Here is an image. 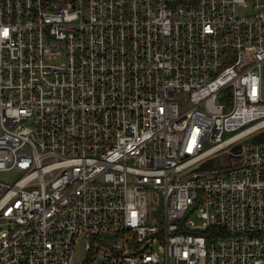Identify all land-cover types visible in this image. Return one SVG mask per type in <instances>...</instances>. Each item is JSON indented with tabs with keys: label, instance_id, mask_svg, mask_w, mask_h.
I'll list each match as a JSON object with an SVG mask.
<instances>
[{
	"label": "built area",
	"instance_id": "built-area-1",
	"mask_svg": "<svg viewBox=\"0 0 264 264\" xmlns=\"http://www.w3.org/2000/svg\"><path fill=\"white\" fill-rule=\"evenodd\" d=\"M261 134L264 0H0V264H264Z\"/></svg>",
	"mask_w": 264,
	"mask_h": 264
},
{
	"label": "water",
	"instance_id": "water-1",
	"mask_svg": "<svg viewBox=\"0 0 264 264\" xmlns=\"http://www.w3.org/2000/svg\"><path fill=\"white\" fill-rule=\"evenodd\" d=\"M257 139H264V134H261L256 137ZM240 145H237L233 148V153H237L239 151ZM222 160L221 158H214L210 159L206 162H204L197 170L199 171H206V170H211L218 168L222 165Z\"/></svg>",
	"mask_w": 264,
	"mask_h": 264
},
{
	"label": "rangeland",
	"instance_id": "rangeland-1",
	"mask_svg": "<svg viewBox=\"0 0 264 264\" xmlns=\"http://www.w3.org/2000/svg\"><path fill=\"white\" fill-rule=\"evenodd\" d=\"M227 161H228V159H227ZM106 237L109 240H113L114 235L112 233H106ZM85 257H86V254H85V243H84V240H81V242L78 245V248H77V251H76V254H75V258H74V263L73 264H80L81 261Z\"/></svg>",
	"mask_w": 264,
	"mask_h": 264
}]
</instances>
